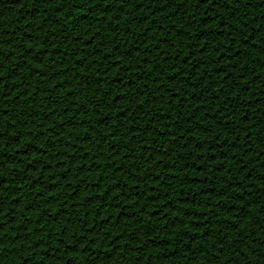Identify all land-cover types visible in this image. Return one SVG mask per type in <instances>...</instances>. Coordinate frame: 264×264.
Here are the masks:
<instances>
[{
    "label": "trees",
    "instance_id": "trees-1",
    "mask_svg": "<svg viewBox=\"0 0 264 264\" xmlns=\"http://www.w3.org/2000/svg\"><path fill=\"white\" fill-rule=\"evenodd\" d=\"M204 2L0 0V264H264V0Z\"/></svg>",
    "mask_w": 264,
    "mask_h": 264
},
{
    "label": "snow or ice",
    "instance_id": "snow-or-ice-1",
    "mask_svg": "<svg viewBox=\"0 0 264 264\" xmlns=\"http://www.w3.org/2000/svg\"><path fill=\"white\" fill-rule=\"evenodd\" d=\"M44 2L45 3H50L51 2V0H44ZM222 2H223V4H228V0H222ZM234 2L237 4V6H238V4L239 3H237V0H234ZM209 3H211L212 5L214 4V0H205V2H204V4H209ZM141 5H143V4H141ZM220 5V0H219V4L217 5V7ZM245 39H247V38H245ZM0 67H2V63H0ZM3 83V80L2 79H0V84H2ZM0 212H2V208H0ZM0 231H2V229H0ZM3 244V241L2 240H0V245H2Z\"/></svg>",
    "mask_w": 264,
    "mask_h": 264
}]
</instances>
